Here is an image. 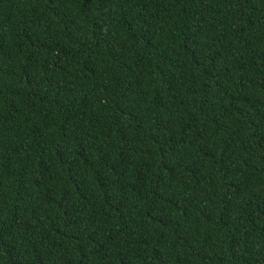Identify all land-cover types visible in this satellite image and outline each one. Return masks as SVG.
<instances>
[{"label":"trees","instance_id":"obj_1","mask_svg":"<svg viewBox=\"0 0 264 264\" xmlns=\"http://www.w3.org/2000/svg\"><path fill=\"white\" fill-rule=\"evenodd\" d=\"M0 264H264V0H0Z\"/></svg>","mask_w":264,"mask_h":264}]
</instances>
